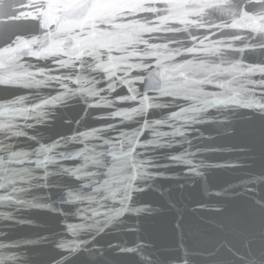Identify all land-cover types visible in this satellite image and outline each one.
Instances as JSON below:
<instances>
[{
    "label": "water",
    "instance_id": "water-1",
    "mask_svg": "<svg viewBox=\"0 0 264 264\" xmlns=\"http://www.w3.org/2000/svg\"><path fill=\"white\" fill-rule=\"evenodd\" d=\"M0 245L264 264V0H0Z\"/></svg>",
    "mask_w": 264,
    "mask_h": 264
},
{
    "label": "clouds",
    "instance_id": "clouds-1",
    "mask_svg": "<svg viewBox=\"0 0 264 264\" xmlns=\"http://www.w3.org/2000/svg\"><path fill=\"white\" fill-rule=\"evenodd\" d=\"M13 135H21L22 133H18V132H12ZM4 247V245H0V248ZM18 259V258H17ZM14 264H17L16 260L14 259ZM55 264V262H54ZM183 264H188L187 261H184Z\"/></svg>",
    "mask_w": 264,
    "mask_h": 264
}]
</instances>
